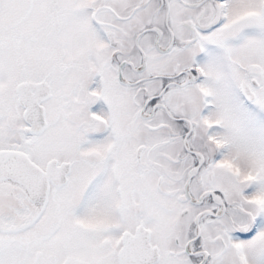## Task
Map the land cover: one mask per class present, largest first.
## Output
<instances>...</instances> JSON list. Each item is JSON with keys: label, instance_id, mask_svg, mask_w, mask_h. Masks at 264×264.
<instances>
[{"label": "snow or ice", "instance_id": "6c2138e0", "mask_svg": "<svg viewBox=\"0 0 264 264\" xmlns=\"http://www.w3.org/2000/svg\"><path fill=\"white\" fill-rule=\"evenodd\" d=\"M0 264H264V0H0Z\"/></svg>", "mask_w": 264, "mask_h": 264}]
</instances>
